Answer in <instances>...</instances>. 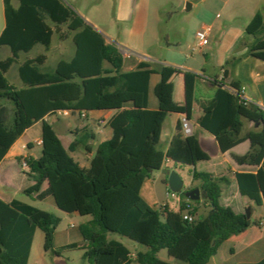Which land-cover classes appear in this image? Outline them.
I'll list each match as a JSON object with an SVG mask.
<instances>
[{"label":"trees","instance_id":"16d2710c","mask_svg":"<svg viewBox=\"0 0 264 264\" xmlns=\"http://www.w3.org/2000/svg\"><path fill=\"white\" fill-rule=\"evenodd\" d=\"M3 0L5 28L0 36V46L11 49V56L0 60V162L16 140L38 121H42V154L38 159L27 158L33 184L25 190L27 195L37 194L44 183L57 207L66 213L91 216L77 227L83 241L64 248L85 249L84 258L93 264H131L130 251L121 241L109 239L108 233H117L146 247L139 251L137 264H173L158 256L162 249L187 264H207L220 246L233 235L244 232L250 225L247 215H236L219 204L221 183L208 173L193 170L194 180H200L210 210L195 222L183 219L186 210L197 216L198 207L191 206L184 193L180 207L173 211L168 204L154 208L141 196L144 181L153 172L163 168L165 153L161 148V134L168 116L166 110L148 107L150 78L161 76L155 86V95L162 96L163 69H152L149 63L140 62L134 71L123 72L124 56L119 48L107 42L105 36L88 23L63 0ZM67 25L73 32L75 54L71 60L61 59L53 70L44 71L46 54L19 63L20 53L30 52L36 45L49 50L55 29ZM263 25V16L257 13L246 27L253 41L249 54L264 61V37L257 38ZM107 62L111 68H105ZM19 63V77L24 84L17 88L6 74L13 64ZM236 60L227 65L235 64ZM223 80L215 101L205 108L201 126L217 139L223 152L246 139L251 150L244 156H235L239 163L259 164L264 160V113L255 106L239 102V96L227 86L240 89L235 80ZM133 101L113 121L124 122L127 132L117 145L104 141L98 146L97 156L102 167L97 170L81 167L64 148L46 116L58 111L88 112L101 108H122ZM259 122L260 131L242 135L244 120ZM92 134L84 133L71 145L75 151L83 147L88 153L94 147L87 144ZM194 157L209 159L196 144ZM240 192L257 205L264 204V189L258 175L239 173ZM167 182V177H165ZM262 183V187H263ZM62 218L34 205L13 199L10 203L0 198V264H29V256L36 230L44 232V248L52 249L56 230ZM257 264H264V258Z\"/></svg>","mask_w":264,"mask_h":264},{"label":"crops","instance_id":"0c3cea01","mask_svg":"<svg viewBox=\"0 0 264 264\" xmlns=\"http://www.w3.org/2000/svg\"><path fill=\"white\" fill-rule=\"evenodd\" d=\"M201 1L207 2L208 0ZM213 2L216 3L215 7L218 8L217 10H221L220 13H216L211 21L209 17H203L200 26L196 29L197 32L204 27H210V42L203 48H194L191 54L186 55L184 61H178L170 57L166 58L164 63L160 66L155 65L157 60L154 59L149 51L154 43L149 46L150 48L145 46L150 19L149 8L144 16L143 30L140 31L139 28L136 27L132 30L133 34L141 38L139 51L143 53L137 54L136 56L130 53L126 55V52L122 48H128L124 47L123 44L128 47H132V45L122 40L120 41L121 44L115 43L114 45L119 48L124 56L123 72L136 70L140 62L149 63L152 69H163L161 99H158L155 95V86L161 79L160 75L153 74L151 76L148 92V107L151 109L166 110L168 112L167 118H173L172 125L166 128L165 120L162 129L160 146L165 153V163L163 167L167 166L175 169L184 182L183 172L188 169L189 183L186 190H191L196 187L200 188L199 185L201 181L193 179V170L208 173L213 181L221 183V194L218 201L222 207L230 209L236 215H244L246 214L245 210L250 209V219L253 217L255 218L254 225L251 223L244 232L233 235L226 240L231 241L232 239L235 241L231 246L230 256L226 258L227 260H223L222 263L257 264L264 258V204L257 205L254 201L241 194L237 175L239 173H253L258 175V180L261 185L260 191L262 192L264 189V186L262 187V183L264 185V160L259 164L239 163L235 159V156H244L251 150L250 139H246L230 150L223 152L216 137L201 126V120L205 115V108L210 106L216 99L219 84L215 83L214 80L217 79L218 82L223 80L221 77L224 75L225 70L229 73L226 83H230L232 80L239 82L241 86L246 87L244 95L250 99L252 103H264V61L249 54V46L253 38L248 37L246 33V27L259 12L263 16V25L257 32L256 37H264V0H235V5L232 4L230 0H212L210 3ZM13 5L18 7L19 2L14 0ZM196 5L197 3H193V8ZM207 5L210 4H206V6ZM206 6L205 8L207 9L208 7ZM213 8L209 11L214 15ZM245 9L248 19L243 21L242 19L245 18ZM77 13L88 23L92 24L94 27L96 26L88 16L81 14L79 11ZM3 16L4 21L0 27V36L6 25L4 3ZM139 20L140 19L137 18L135 22L139 24ZM102 34L105 36V33ZM105 38L107 42L113 44L110 38L106 36ZM173 44L178 45V42ZM173 44L169 43L166 49H176V45L173 46ZM5 46L6 45L0 47ZM11 54L10 49V56ZM22 54H24V52L20 53V64L27 59L35 58ZM74 54L75 50L68 58L62 59L71 60ZM60 60L61 59H59L57 63ZM232 60H236V63L227 65V63ZM19 63H15L18 69ZM104 66L108 69L111 68V65L107 62L104 63ZM42 69L44 70V64L42 65ZM23 87L24 84L21 81L20 86L17 88ZM133 106L134 102L128 101L119 109L101 108L85 112V117H82L80 112H71L70 115L65 116L69 119L64 122H60V120L52 116H46L45 120L52 124L64 148L81 167L88 169L92 166H96L97 170H100L103 163L97 156L99 144L104 141H111L114 145H117L120 142L127 132V127L124 122L115 124L113 120L120 113L125 111V109L132 108ZM183 117H187L190 120L192 126V133L190 135L185 134L182 128ZM52 118L53 120L56 119L54 120L56 123H61L58 129L55 128ZM39 123H41V135L30 136L29 132L31 129ZM244 123L242 135L261 130V124L259 122H252L245 119ZM42 125V121H38L32 127L28 128L16 140L0 162V198L7 203L16 199L13 195L14 193L11 192L12 189L14 192L18 193L25 192V190L33 184L30 173L21 168L20 160H26L27 158L38 159L41 156ZM85 132L92 134L94 137L87 141L88 145L94 147V151L89 153V159L85 158L82 153H79L80 151L78 150L82 149L83 151V147L75 151L70 150V145ZM35 144L41 147V153L36 149ZM196 144L199 145L202 152L209 155V159H195L194 152ZM71 153H78L77 159L73 157ZM94 154L96 155L93 156ZM157 172L160 173L159 180L162 185L165 188H169L168 182L165 181L166 176L163 175L160 170ZM154 181L155 180L151 177L144 181L140 191L141 196L154 208H158L161 204H168L170 209L178 211L180 199L175 206H172L166 201L159 202L157 200ZM42 195L46 197L52 196L47 181L44 183L42 190L34 194V198H40ZM201 199H203V197ZM70 214L76 215L78 213ZM198 214L199 210L196 217H198ZM88 220V218H83L80 224L86 223ZM72 226L77 227L78 225ZM252 228L255 230L254 234H250L249 232ZM36 233L37 230L35 234ZM71 243L73 242H66L63 246H68ZM83 243L86 242L80 241V243L77 244L81 246ZM33 246L34 238L29 256V264H31Z\"/></svg>","mask_w":264,"mask_h":264},{"label":"rangeland","instance_id":"374dc122","mask_svg":"<svg viewBox=\"0 0 264 264\" xmlns=\"http://www.w3.org/2000/svg\"><path fill=\"white\" fill-rule=\"evenodd\" d=\"M68 6L75 11H79L81 14L88 16L93 22L95 28L101 33H105V36L110 38L113 44H121V40L130 43L132 47L125 46L128 49L122 48L126 55L128 53L142 54L139 51L141 46V38L132 33V30L136 27L140 31L143 30V20L147 9L150 11L149 28L146 35V45L151 48L150 53L154 59L157 60L156 66H160L164 63L166 58H173L178 61H184L186 55L191 54L194 48H197V39L195 37L196 29L201 24V19L209 17L211 21L216 13H220L221 10H217L216 3H210L196 0L193 1L197 5L190 11H185V5L188 0H63ZM235 5V0H230ZM206 4H210L207 5ZM208 7L207 9L205 8ZM214 7V8H213ZM213 8L214 15L210 13V9ZM216 8V9H215ZM244 17L242 20L246 21L248 15L246 9L244 10ZM139 18V24L135 21ZM4 21L3 16V1L0 0V27ZM51 26L55 29L52 45L49 50L41 44L36 45L30 52L22 55H29L30 57H36L40 54H46L47 60L44 63V70H52L59 59L68 58L75 50V44L73 42V32H71L67 25H61L58 29L51 23ZM178 42V45L173 44ZM157 43V44H156ZM169 43L176 45V49L167 50ZM10 56L9 47H0V60L6 59ZM7 78L13 85L20 86V78L18 76V66L13 64L7 73ZM53 118L64 122L68 120V117L63 115H54ZM52 118V122L56 129L60 127L61 123H56ZM173 118L168 117L165 122V127L168 128L172 125ZM30 136L41 135V123L34 126L29 132ZM36 146V144H35ZM36 149L41 153V147L36 146ZM83 156L89 159L90 154L83 150H78ZM78 153H71L73 157L77 159ZM23 160H20V164ZM20 168V167H18ZM22 168V167H21ZM30 172V170L23 169ZM159 172L155 171L151 175V178L155 180L156 198L159 202L166 201L172 206L180 199V195L177 193L176 197H167L166 192L168 188H165L159 180ZM184 186L187 188L189 183V171L186 169L183 172ZM14 197L31 205H34L40 209L54 213L62 218V222L58 226L53 242L52 249L46 251L44 248V232L41 229H37V233L34 237V246L32 250L31 264H93L89 259L84 258L85 249L82 248H64V243L83 241L77 227L83 218L90 219L91 216H81L79 214L73 215L60 210L54 201L52 196L46 197L42 195L40 198H34L33 195H27L25 192H14ZM202 198V197H201ZM200 198V199H201ZM191 206H197L199 210L198 217H204L210 210L208 201L205 197L200 202H190ZM163 205V204H161ZM161 205L158 206L161 207ZM179 208V207H178ZM248 209L245 210V213ZM251 223L255 224V218H251ZM72 225H78L73 227ZM250 234H254L253 228L249 231ZM109 239H115L121 241L126 245L130 251V256L133 260L131 264L136 263L137 253L139 251H145L147 248L137 245L136 242L131 239L121 236L117 233H108ZM235 240L226 241L216 256H214L207 264H229L223 262L230 256L231 246ZM86 243L81 244V246ZM158 256L163 259L172 262L173 264H187L184 261L176 259L168 254L166 249H162Z\"/></svg>","mask_w":264,"mask_h":264},{"label":"built area","instance_id":"2783aa9c","mask_svg":"<svg viewBox=\"0 0 264 264\" xmlns=\"http://www.w3.org/2000/svg\"><path fill=\"white\" fill-rule=\"evenodd\" d=\"M210 31H211V28L210 27H204L200 30H198L196 32V39H197V47L198 48H203L205 46H207L210 42ZM223 78V76L221 77ZM227 89L234 93L235 95H238L239 96V102L240 103H243L244 105L246 106H250V105H253L255 106L259 111H261L262 113H264V103H252L250 101V99H248L244 93L246 91V87L245 86H241L240 89H236V88H233L231 86H227ZM70 111L68 110H65V111H58L56 116L58 115H63V116H68L70 115ZM80 115L82 117H85L86 116V113L85 112H81ZM182 128L184 130V133L187 134V135H190L192 133V126H191V123H190V120L187 118V117H183L182 118ZM21 167L22 169H27V170H30L28 164H27V161L26 160H23L22 163H21ZM176 194L175 192L171 191L169 188L166 192V195L167 197H176ZM183 219L184 220H187L189 222H195L197 217L192 215L189 210H186L184 213H183Z\"/></svg>","mask_w":264,"mask_h":264},{"label":"water","instance_id":"95a60500","mask_svg":"<svg viewBox=\"0 0 264 264\" xmlns=\"http://www.w3.org/2000/svg\"><path fill=\"white\" fill-rule=\"evenodd\" d=\"M193 1L196 0H188L185 5V11H190L193 8ZM94 154L93 156H95ZM161 173L167 177L168 187L171 191L181 194L184 193L185 196L190 200H199L201 197H204V192L196 187L191 190H186L184 186V181L180 174L170 167H163L161 170ZM247 218L251 217L250 209L246 212Z\"/></svg>","mask_w":264,"mask_h":264}]
</instances>
